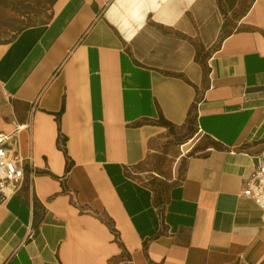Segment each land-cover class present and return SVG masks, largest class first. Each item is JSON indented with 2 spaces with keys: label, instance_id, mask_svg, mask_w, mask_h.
Returning <instances> with one entry per match:
<instances>
[{
  "label": "crops",
  "instance_id": "obj_1",
  "mask_svg": "<svg viewBox=\"0 0 264 264\" xmlns=\"http://www.w3.org/2000/svg\"><path fill=\"white\" fill-rule=\"evenodd\" d=\"M53 10L0 47L1 74L30 107L20 152L37 167L0 206V264H264L263 212L242 195L264 158V0ZM195 105L194 139L212 142L182 155L162 216L126 171Z\"/></svg>",
  "mask_w": 264,
  "mask_h": 264
},
{
  "label": "rangeland",
  "instance_id": "obj_2",
  "mask_svg": "<svg viewBox=\"0 0 264 264\" xmlns=\"http://www.w3.org/2000/svg\"><path fill=\"white\" fill-rule=\"evenodd\" d=\"M55 1L0 0V47L15 41L28 28L49 23L54 14ZM4 69L7 70L6 67ZM1 70L0 67V130L4 125L7 129L1 131L11 132L28 120L30 107L15 99L10 90L11 77L2 75ZM196 114L194 109L190 120L183 126L163 123L167 128L165 136L151 145L146 161L133 173L154 191L155 202L159 206L163 205L170 188L184 175L186 161L181 159L182 155L189 150L195 154L212 142L209 137H202L199 142L194 139L198 132Z\"/></svg>",
  "mask_w": 264,
  "mask_h": 264
},
{
  "label": "built area",
  "instance_id": "obj_3",
  "mask_svg": "<svg viewBox=\"0 0 264 264\" xmlns=\"http://www.w3.org/2000/svg\"><path fill=\"white\" fill-rule=\"evenodd\" d=\"M25 125L20 124L11 132L0 130V206L19 190L27 172L33 175L37 168L32 156L25 157L20 152L19 135ZM254 157V170L244 179L242 195L257 204L264 219V158Z\"/></svg>",
  "mask_w": 264,
  "mask_h": 264
},
{
  "label": "trees",
  "instance_id": "obj_4",
  "mask_svg": "<svg viewBox=\"0 0 264 264\" xmlns=\"http://www.w3.org/2000/svg\"><path fill=\"white\" fill-rule=\"evenodd\" d=\"M194 109H197L196 108V105H195V107H194ZM193 109V110H194ZM192 110V111H193ZM192 111H191V113H192ZM191 113H190V116H191ZM189 116V119H188V121L190 120V117ZM196 120H197V115H196V118H195ZM187 121V122H188ZM161 122H164V119H162V121ZM165 123V122H164ZM167 124H170V123H167ZM171 125H173V124H171ZM126 173L129 175V176H132V177H134V178H138V177H136L133 173H131L130 171H126ZM169 195V194H168ZM167 201H168V196H167V198L165 199V201H164V203H163V205L161 206L162 208H161V214H162V216H164V209H165V205H166V203H167ZM156 203V202H155ZM157 206H159V205H157Z\"/></svg>",
  "mask_w": 264,
  "mask_h": 264
},
{
  "label": "bare ground",
  "instance_id": "obj_5",
  "mask_svg": "<svg viewBox=\"0 0 264 264\" xmlns=\"http://www.w3.org/2000/svg\"><path fill=\"white\" fill-rule=\"evenodd\" d=\"M27 126H30V124H27V125H25V126H23V127L26 128Z\"/></svg>",
  "mask_w": 264,
  "mask_h": 264
}]
</instances>
